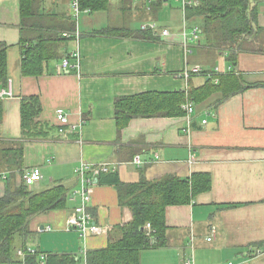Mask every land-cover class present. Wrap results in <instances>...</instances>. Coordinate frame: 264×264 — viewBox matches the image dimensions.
Instances as JSON below:
<instances>
[{
    "label": "crops",
    "instance_id": "crops-1",
    "mask_svg": "<svg viewBox=\"0 0 264 264\" xmlns=\"http://www.w3.org/2000/svg\"><path fill=\"white\" fill-rule=\"evenodd\" d=\"M251 6L255 29L238 39L241 47H237L235 63L225 48L210 47L203 36L200 43H190L187 61L206 71L230 68L258 86L217 107L215 96L195 106L191 124L185 116L135 117L118 132L116 98L186 90L190 83L205 82L202 74L189 79L179 75L185 66L184 33L201 25L186 19L182 0H111L107 10L83 13L78 23L81 39L67 37L59 42V57L46 63L39 76L22 74L20 40L68 31L65 26L74 21L71 0H35L31 22L38 24L23 27L20 0H0V42L10 46L8 75L15 94L2 99L0 140L22 137L21 98L39 95L42 112L38 120L54 129L46 138L25 142V170L37 167L43 173L35 189L63 182L72 194L79 186L75 168L82 160L108 163L110 169L103 172H116L124 183L138 182L142 176L154 180L167 173L182 178L209 173V190L199 193L191 204L167 207V243L142 251L141 264H185L190 256L194 264H264V250L257 253L253 247L264 241V0H251ZM148 22L159 26L156 34L150 30L154 38L134 34ZM107 27H127L133 34L96 32ZM163 28L169 29L168 36L160 34ZM65 58L79 66L65 69ZM60 108L68 113L75 130L59 123ZM137 155L143 160L141 166L133 162ZM9 176V172L0 176V198ZM23 180V173L17 172L16 184ZM97 180L91 211L97 223L111 227L108 233L82 236L70 229L67 217L76 205L71 197L70 207L34 216L31 234L19 236L16 247L25 243L44 253L71 254L78 259L76 264H86L87 252L105 248L118 227L130 219L128 208L119 202L116 185L101 183L98 176Z\"/></svg>",
    "mask_w": 264,
    "mask_h": 264
},
{
    "label": "trees",
    "instance_id": "trees-1",
    "mask_svg": "<svg viewBox=\"0 0 264 264\" xmlns=\"http://www.w3.org/2000/svg\"><path fill=\"white\" fill-rule=\"evenodd\" d=\"M81 9L91 12L104 11L110 7L111 0H79ZM35 0H20L21 24L36 26L31 22L35 18ZM251 0H194L186 6V19L200 21L202 26V41L212 48L228 51L229 58L236 62L237 47H241L238 39L250 35L255 29L256 15L253 14ZM42 25V23H40ZM71 22L64 29H75ZM100 34L132 36L127 27H107L96 31ZM143 39L154 38L150 30L134 33ZM62 35V34H61ZM58 33H42L34 40H20L22 50L21 71L24 76H39L45 71L46 63L59 57V42L66 40ZM9 45L0 42V88L6 87L8 75ZM205 76V82L196 86L190 83L186 90L174 92L148 91L131 96H121L115 101V118L118 132H121L135 117H178L185 116L183 105L192 101L195 106L206 104L214 97V106L220 105L229 97L248 88L256 87L258 83H249L246 79L230 71L214 77ZM42 112V102L39 95L23 96L21 98L20 139L0 140V176L9 172L6 193L0 198V264H76L78 259L71 254L44 253L36 249L35 253L26 250V256L21 259L17 255L16 241L19 236L27 237L30 232L31 219L52 210L70 207L72 195L70 188L63 182L35 189L29 187L25 180L17 185L15 175L24 173L25 142L43 139L54 129L49 123L38 120ZM4 117L3 100L0 98V123ZM101 183L116 185L119 202L127 207L130 219L118 227V233L113 236L108 245L101 249L87 252L86 264H141L142 251L166 245V209L171 205L191 204L196 196L207 191L212 186L209 173L196 172L190 178H182L176 174L167 173L160 178L148 180L142 176L138 182L124 183L116 172L100 173ZM75 206V205H74ZM74 208V207H73ZM151 224L152 231L145 229ZM253 247L264 250V241L255 242ZM45 254V259H41Z\"/></svg>",
    "mask_w": 264,
    "mask_h": 264
},
{
    "label": "built area",
    "instance_id": "built-area-1",
    "mask_svg": "<svg viewBox=\"0 0 264 264\" xmlns=\"http://www.w3.org/2000/svg\"><path fill=\"white\" fill-rule=\"evenodd\" d=\"M137 1V0H136ZM161 2H166V0H159ZM194 0H182L184 11H186V6L192 4ZM71 9H72V17L76 24L75 29L71 31H63L61 34L63 37H73L76 40L81 39V32L79 29V20L83 13H90L91 10L81 9L79 0H71ZM184 25H186V19L184 21ZM142 30H152L155 34L159 30V26L155 22H148L143 23L141 26ZM162 36H168L170 31L168 28H163L160 31ZM202 38V29L199 25H194L190 34L184 33V50H185V66L183 70L180 71V77L185 79H189L194 74H202L207 75L210 77H214V81L218 82V78L216 77L219 74L230 72L231 69L221 71L219 67H216L213 71H206L200 65H189L187 61L188 54L190 53V43H200ZM74 57H78V54H72ZM78 63H72L69 58H65L62 61V67L65 69H70L74 67H78ZM14 90L13 84L11 80H8V84L6 87L0 88V98L1 99H10L14 98ZM183 108L186 111L185 118L187 119L188 123L191 124L193 120V114L195 111V104L192 101H188L186 104L183 105ZM209 114V113H208ZM57 119L60 124L62 125H71V129L75 130L76 125L70 124L68 113L65 112L63 109L57 110ZM203 123L207 122V119L202 121ZM194 160V155L191 157ZM133 162L141 166L143 160L140 155L135 156ZM110 169V165L108 163H100V164H92L88 161L82 160L75 168V172L77 174L79 180V186L73 191L71 194L74 199H76V205L74 206L73 210L67 217V224L70 229H75L79 231L82 236H87L89 234L92 235H99L108 233L111 230V227L104 226L97 223L94 219L93 213L91 211V204H92V193L94 187L98 184L97 176L103 171H108ZM43 178V173L40 168H31L27 169L23 173V179L25 180L26 184L29 187H33L38 181ZM145 229L148 230V233H151L152 227L150 223H147ZM215 232V230H213ZM211 239V238H209ZM28 251L31 253H35V248H28ZM263 250L257 249V253H261ZM17 255L24 259L26 256V250L22 247L17 248ZM42 263L45 259V254H41ZM185 264H194V257L190 256L185 260ZM232 264V263H230Z\"/></svg>",
    "mask_w": 264,
    "mask_h": 264
},
{
    "label": "bare ground",
    "instance_id": "bare-ground-1",
    "mask_svg": "<svg viewBox=\"0 0 264 264\" xmlns=\"http://www.w3.org/2000/svg\"><path fill=\"white\" fill-rule=\"evenodd\" d=\"M75 60V59H74Z\"/></svg>",
    "mask_w": 264,
    "mask_h": 264
}]
</instances>
